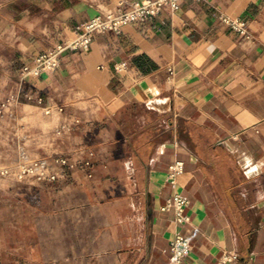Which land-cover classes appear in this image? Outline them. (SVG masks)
I'll return each mask as SVG.
<instances>
[{"label": "crops", "instance_id": "1", "mask_svg": "<svg viewBox=\"0 0 264 264\" xmlns=\"http://www.w3.org/2000/svg\"><path fill=\"white\" fill-rule=\"evenodd\" d=\"M137 1L0 0V103L20 94L10 124L21 134L43 125L47 140L61 131L63 155L93 152V188L122 190L97 202L91 232L77 218L82 244L63 246L60 264H73L68 252L75 264H171L178 231L192 245L182 264H222L225 252L237 256L228 264H264V0H181L22 76L94 16ZM223 17L245 20L246 33ZM83 181L76 170L68 183ZM175 193L190 200L189 224L163 210Z\"/></svg>", "mask_w": 264, "mask_h": 264}, {"label": "rangeland", "instance_id": "2", "mask_svg": "<svg viewBox=\"0 0 264 264\" xmlns=\"http://www.w3.org/2000/svg\"><path fill=\"white\" fill-rule=\"evenodd\" d=\"M12 118L8 113L0 124V264H60L66 255L61 248L78 242L77 218H88L79 228L85 235L91 232L97 202L104 204L122 190L93 188L83 165L88 156H67L73 167L56 164L64 152L61 131L52 132L47 140L37 132L43 125L35 123V134L28 128L21 134L10 124ZM44 162L58 175L56 180L45 178L39 168ZM76 170L86 184L80 188L68 183ZM86 243L91 240L85 236ZM67 255L75 264L76 254Z\"/></svg>", "mask_w": 264, "mask_h": 264}, {"label": "built area", "instance_id": "3", "mask_svg": "<svg viewBox=\"0 0 264 264\" xmlns=\"http://www.w3.org/2000/svg\"><path fill=\"white\" fill-rule=\"evenodd\" d=\"M168 5L172 11H178L180 9L181 0H140L132 3L128 8L120 5L116 11H110L107 14L97 15L86 22L83 27L76 32L74 38L57 45L53 50L38 58L34 66H24L22 68L23 77H40L46 71L55 70L61 63L63 55L69 50L88 49L93 41L94 36L97 33H103L107 31H113L119 33L126 25L138 24L145 21L153 20L163 8ZM223 22L226 23L232 30L245 34L247 31V22L240 19H232L229 17H223ZM20 101L19 91H12L6 96V98L0 103V124L2 123L5 115L10 113L14 115L17 105ZM38 103L44 106L45 101L42 97L38 98ZM60 108L59 111H63ZM45 114L50 115L52 109L46 107L44 109ZM81 155L88 156L83 162L84 167L87 169L89 177L93 175V152L90 150L80 151ZM55 160L56 164L61 167H73L70 165L69 159L66 155H59ZM40 170L51 181L56 180L57 174L52 172L49 163H42ZM185 164L183 161L177 160L169 166L168 181L176 187L179 176L184 173ZM4 174V171L1 172ZM190 205L188 197L183 196L180 193H175L173 198L163 207V210H173L175 215V221L178 225L189 224L191 222L190 215L187 213V209ZM192 245L190 239L182 232H176L174 238L170 243V262L171 264H182L191 251ZM237 259L235 254L225 252L221 257L222 264L232 263Z\"/></svg>", "mask_w": 264, "mask_h": 264}]
</instances>
